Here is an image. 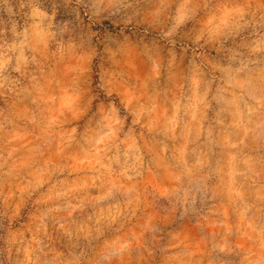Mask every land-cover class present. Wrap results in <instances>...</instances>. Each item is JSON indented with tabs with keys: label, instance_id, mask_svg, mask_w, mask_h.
Listing matches in <instances>:
<instances>
[{
	"label": "clouds",
	"instance_id": "obj_1",
	"mask_svg": "<svg viewBox=\"0 0 264 264\" xmlns=\"http://www.w3.org/2000/svg\"><path fill=\"white\" fill-rule=\"evenodd\" d=\"M0 264H264V0H0Z\"/></svg>",
	"mask_w": 264,
	"mask_h": 264
}]
</instances>
